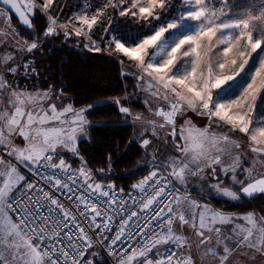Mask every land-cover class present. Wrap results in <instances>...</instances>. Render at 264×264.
Segmentation results:
<instances>
[{"label": "snow or ice", "instance_id": "obj_1", "mask_svg": "<svg viewBox=\"0 0 264 264\" xmlns=\"http://www.w3.org/2000/svg\"><path fill=\"white\" fill-rule=\"evenodd\" d=\"M54 3L0 0V264H94L99 247L116 264H264V213L226 212L200 203L189 188L192 178L211 179L208 187L228 201L264 198V108L253 117L264 96V0H244L250 7L182 0L170 19L158 11L171 8L170 0H105L91 16L86 4L65 23L51 14ZM37 8L47 16L44 38L68 37L71 27L95 51L91 33L108 9L148 24L146 32L104 30L108 45L135 62L153 98L145 99L148 116L119 108L140 123L146 156L151 147L148 175L132 185L137 194L125 197L97 180L80 155L87 116L103 102L77 109L63 103V89L20 86V76L38 75L24 56L43 42L30 19ZM12 15L33 29L31 43L11 26ZM188 111L208 124H179ZM214 118L227 131L213 130ZM162 131L174 150L166 156L152 139ZM236 131L248 137L251 157L229 134ZM66 153L80 160L78 168Z\"/></svg>", "mask_w": 264, "mask_h": 264}, {"label": "trees", "instance_id": "obj_2", "mask_svg": "<svg viewBox=\"0 0 264 264\" xmlns=\"http://www.w3.org/2000/svg\"><path fill=\"white\" fill-rule=\"evenodd\" d=\"M236 3L244 4V0H236ZM244 6L250 7V4ZM65 10L63 1L59 0L54 13L59 12V18L64 20L67 16ZM111 15L113 21L110 29L118 27L123 32L147 31V23L144 21H138L130 16H118L115 10H111ZM31 19L33 29L43 42L28 57V60L33 61L38 75L33 73L22 80L29 86L41 90L52 87L59 93L63 89L64 102L73 103L77 109L103 102L87 116L91 126L87 128L86 137L79 140V152L87 161V166L96 173L97 180L106 184L112 183L116 188L125 191L132 189L133 184L148 175L145 169L150 166L148 161L151 156L150 154L146 156L144 149L139 146L140 136L135 131V125L130 121L132 116L119 111V108L124 106L131 111L147 112L139 81L131 74H123V69L131 67V61L122 53L107 49L106 42L110 35L104 31V28L97 27L91 34L99 43L100 51H95L85 47L87 40L82 36L71 34L65 37L63 31H60L59 35L44 38L43 32L48 23L47 16L39 10L35 11ZM11 25L29 42L35 39L32 35L33 29L18 23L15 15H12ZM116 100L120 103L116 104ZM261 102L264 104V96ZM109 156L112 165L110 170ZM78 164L80 160L73 157L72 166ZM99 169H104L105 172L99 173L97 171ZM192 195L226 212L245 213L254 210L264 213V198L261 197H256L255 202L247 199L232 202L219 196H201L194 192ZM106 262L105 259H98L95 264H106Z\"/></svg>", "mask_w": 264, "mask_h": 264}, {"label": "rangeland", "instance_id": "obj_3", "mask_svg": "<svg viewBox=\"0 0 264 264\" xmlns=\"http://www.w3.org/2000/svg\"><path fill=\"white\" fill-rule=\"evenodd\" d=\"M62 1H63V6H65V9H66L65 11L67 12V16L65 17L64 20H61L59 18V14H58L59 12H57V14L54 13V10L57 9V3L59 2V0H55V3L53 5V9L50 10L51 11V14H53V15H55V16L58 17V22L59 23H65L69 19H71L75 14L80 13L81 12V9L86 4L91 6L90 9H89V12H88V15L91 16L95 12L96 8L99 7V6H102V4L105 2V0H62ZM37 3H42V0H37ZM170 4H171V8H166L165 10H158V11H160V14H161L162 19H165V18L170 19L171 17L168 15L169 12H171L172 15H175L176 14L175 13V9L182 7V0H170ZM36 10H39L40 11V9L37 8V9L34 10V12ZM111 10H113V9H111V8L108 9V11H107V17L104 18L101 23H99L96 26H94L92 32L97 27H101L102 29L103 28L104 29H106V28L110 29V25L112 24L111 22L113 21L112 20V15H111ZM116 12H117V14L119 16L118 11H116ZM253 14H257V13L254 12ZM31 16H33V15H31ZM31 16H30V19H31ZM1 19L2 18H0V21H1ZM18 23H20V22L18 21ZM159 23H160L159 21H154V22L152 21V24L153 25H159ZM146 25H147V28H148V24H146ZM68 30H69V32H72L73 35H75L74 32L72 31V28L71 27ZM113 30L122 31L121 28L119 29L118 27H113V28L110 29V31H112V34L113 35H116L117 34L116 31H113ZM19 37L20 38H23L20 35H19ZM82 37L85 38L84 36H82ZM23 39H25V38H23ZM92 39L94 40L93 37H92ZM110 39H111V36H110L109 40ZM29 43H31V42H29ZM87 44H90V41L89 40H87ZM126 46H130V45H126ZM95 47H97V48L99 47L98 41H96ZM107 49L108 50H114V45L113 46H109L108 43H107ZM29 54L30 53H24V56H25V59L26 60H28ZM18 56H19V54H18ZM216 58L217 57H216V55L214 53L213 54V60L215 61ZM123 74H125V75H127V74L130 75L131 74V75H133V76H135L137 78L140 75V72L137 69V67L135 66V62L134 61H131V67H129V69H126V68L123 69ZM24 77L25 76H21L19 78H24ZM26 78H27V76H26ZM145 79H147V78H145ZM137 81H138V79H137ZM139 88H140L141 94H143V96L145 97V99H153L150 96L149 92L145 91V85H144V83L142 81H139ZM236 94H238V91H237ZM214 95H215V93H214ZM127 96H129V95H127ZM232 98H235V96H233ZM261 99H262V97L257 100L256 110L253 113V117H255L256 115H258L259 112L261 111V109L264 108V104L261 102ZM63 103L67 104L64 101H63ZM160 103H163V101H161ZM131 113L133 115H135L136 113H142V112H140V111H133ZM143 113H144L145 116H148V113L147 112H143ZM186 119H190L194 125H196L198 127H201V128L204 127L206 124H208V118H207V116H198L195 112H192V111H188L185 116L179 118V124H182L183 121L186 120ZM130 121L135 125V127H136L135 131H137V133L139 134V130L141 128L140 123L139 122H134L133 119H132V117H131ZM254 123H255V120H254ZM217 124H222V122H220L216 118H214L213 125H212L213 130H215V131H227V126H224L223 128H217ZM165 131H162L161 132L160 138L158 140H156L155 138H152L150 136V133L146 134V136L148 138H152L153 139L155 146L160 150L161 153L164 154V156H166L168 153H173V151H174L172 146H166L165 143H164V141L166 139ZM229 134L234 139H237V140L240 141V143L242 145V150L245 151L249 157H251L252 156V153L248 152V144H249L248 137L245 134L240 133L239 131L232 132V133H229ZM139 138H140L139 139V142H140L141 137H139ZM167 139H170V137H167ZM148 152H149V154L151 153V147L149 148ZM69 156H71V157H69ZM66 158L68 159V162L72 164V162H73V156L70 153H66ZM164 174L166 175V173H164ZM211 183H215V181L209 179L208 181L205 182V181H199L196 178H192V180L190 182V185H189L190 195L194 199H198L200 201V203H209L208 201H205L204 199H202L200 197L193 196L192 193L193 192L194 193H199V194L202 193L205 196H210V195H212V196H218V195H215L212 192V190L208 187V185L211 184ZM219 197H221V196H219ZM190 231L191 230L188 229L187 226H185V232L188 233ZM106 264H109V263L106 262Z\"/></svg>", "mask_w": 264, "mask_h": 264}, {"label": "built area", "instance_id": "obj_4", "mask_svg": "<svg viewBox=\"0 0 264 264\" xmlns=\"http://www.w3.org/2000/svg\"><path fill=\"white\" fill-rule=\"evenodd\" d=\"M79 166H80V164H78L77 166H72V167L78 168ZM104 184H106V183H104ZM116 190L118 191L119 188H116ZM129 193L137 194L134 192L133 188L128 190V191L123 190V195L125 197H127ZM117 223H118V221H117ZM114 231H115V228H113V232ZM105 243H107V242H105ZM116 247H117V249H119L121 247V245L118 243V245ZM95 251H97L99 253V255L95 258L94 264L98 259H105L109 264H116V258L114 256H110L108 254V251L104 247H99V248L95 249Z\"/></svg>", "mask_w": 264, "mask_h": 264}, {"label": "crops", "instance_id": "obj_5", "mask_svg": "<svg viewBox=\"0 0 264 264\" xmlns=\"http://www.w3.org/2000/svg\"><path fill=\"white\" fill-rule=\"evenodd\" d=\"M16 19L18 20V18L16 17ZM19 21V20H18ZM12 26V25H11ZM6 27V25L3 23V19H1V21H0V28H5ZM3 37H0V39H2ZM9 50H11V48L9 49ZM21 77V76H20ZM18 82H19V84H20V86L21 87H26L29 91H34V90H36L37 88H35V87H33V86H29L28 85V83L26 82V81H24V80H22V78H19V80H18ZM131 111V110H130ZM132 112V111H131ZM99 260H101V259H99Z\"/></svg>", "mask_w": 264, "mask_h": 264}, {"label": "water", "instance_id": "obj_6", "mask_svg": "<svg viewBox=\"0 0 264 264\" xmlns=\"http://www.w3.org/2000/svg\"><path fill=\"white\" fill-rule=\"evenodd\" d=\"M78 145H79V142H78Z\"/></svg>", "mask_w": 264, "mask_h": 264}]
</instances>
